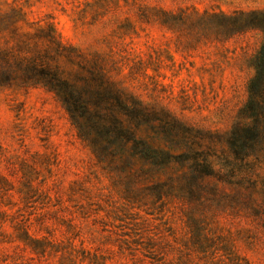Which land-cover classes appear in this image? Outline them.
Here are the masks:
<instances>
[{
  "label": "rangeland",
  "instance_id": "obj_1",
  "mask_svg": "<svg viewBox=\"0 0 264 264\" xmlns=\"http://www.w3.org/2000/svg\"><path fill=\"white\" fill-rule=\"evenodd\" d=\"M252 11L0 0V264H264Z\"/></svg>",
  "mask_w": 264,
  "mask_h": 264
},
{
  "label": "trees",
  "instance_id": "obj_2",
  "mask_svg": "<svg viewBox=\"0 0 264 264\" xmlns=\"http://www.w3.org/2000/svg\"><path fill=\"white\" fill-rule=\"evenodd\" d=\"M223 19L230 37L246 32L262 33V43L253 64L256 75L251 87L264 89V11L238 12L224 15Z\"/></svg>",
  "mask_w": 264,
  "mask_h": 264
}]
</instances>
